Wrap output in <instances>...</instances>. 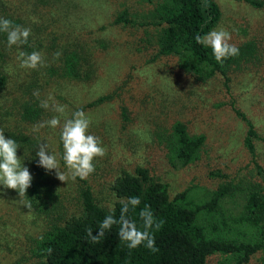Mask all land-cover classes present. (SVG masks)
Segmentation results:
<instances>
[{
  "label": "rangeland",
  "instance_id": "obj_1",
  "mask_svg": "<svg viewBox=\"0 0 264 264\" xmlns=\"http://www.w3.org/2000/svg\"><path fill=\"white\" fill-rule=\"evenodd\" d=\"M35 1L44 0H33ZM57 1H60L58 9L55 10L53 3L49 14L41 13L38 8L34 17L29 16L28 12H22L18 19L29 16V22L31 19L34 21L33 28L44 25L45 31L48 29L45 25L48 24L49 28L58 29L56 33H44L42 30L34 32L33 39L40 41L43 47L53 43L68 46L72 37L79 35L92 40L88 56L94 75L88 81L63 82L47 68L33 74L37 79L34 86L39 91L40 100L52 96L56 103L65 106L63 116L47 109L51 115L48 113L49 116L44 121L60 116L62 125L76 109L87 105L83 111L91 121L89 133L99 137L106 149L104 157L95 158V172L87 179L69 178L67 182H62L55 176V202L59 204L57 210L60 208L64 215H82L80 193L83 181L90 185L96 202L111 209L117 200L111 191L113 180L122 170L133 172L138 166L148 167L151 174L167 184L169 198L172 199L186 189L189 197L196 203L204 202L208 194L220 184H246L250 180V170L253 173L258 171L255 163L264 170V54L258 70L251 69L248 75L245 74L249 77L239 75L231 80V90H225L221 76L205 83L193 77L189 80L176 70L175 58L152 61L155 48L146 44L141 27L113 23L116 14L123 9H128L130 16L134 17L151 8L156 0ZM215 1L221 16L213 29L228 31L232 37L231 43L237 45L264 35V4L256 7L245 1ZM69 2L77 8L85 9V12L72 10V17L67 15L64 11ZM56 11L61 21L55 19ZM17 52L10 54L11 59L6 65L10 81L0 87L1 130H14L13 126L17 124L16 108L10 109L7 99L13 87L11 80L23 75L30 76L31 73L30 69L19 67ZM153 73L154 77L151 78L149 74ZM157 74L165 77L163 89L155 85L154 78ZM128 78L131 79L128 81ZM107 94H113L112 98L88 106L91 101ZM161 99L166 104L163 117L168 119V124L183 121L188 124L189 133L205 135L198 159L185 166L172 167L162 148L155 146L153 142V122H157L153 117L155 108L150 115L146 108L148 105L144 103H161ZM52 102L49 101L50 104ZM140 104L146 107L140 108ZM122 105L129 116L127 121L121 114ZM233 106L254 125L257 133L253 138L254 155L249 153L244 144L247 123L235 112ZM40 122L26 123L24 127L27 130L23 131L30 137L37 135L40 142L48 143L50 151L60 161L61 170L67 171L62 160L60 128L46 126L38 133L33 132V126ZM52 172L55 175V170ZM18 199L16 190L0 191V264H40L41 258L35 255V241L50 224L37 207L29 210ZM240 208L237 195H227L222 201L225 216L229 213L237 216ZM241 229L243 228L237 224L228 231L229 235L224 234L222 237L243 241L238 232ZM260 258L261 252L257 251L240 264H260ZM236 259L237 255L218 252L208 256L206 264H238Z\"/></svg>",
  "mask_w": 264,
  "mask_h": 264
},
{
  "label": "trees",
  "instance_id": "obj_2",
  "mask_svg": "<svg viewBox=\"0 0 264 264\" xmlns=\"http://www.w3.org/2000/svg\"><path fill=\"white\" fill-rule=\"evenodd\" d=\"M147 1L153 2V0ZM238 1H245L256 7L264 4L262 0ZM53 3L57 10L60 4L57 0L43 2L0 0V17L11 20L14 26L20 25L31 29L28 44L19 48L16 45L9 48L7 34L0 32V87L10 81L6 65L13 52L38 51L45 61L44 66L30 69L32 73L30 76L23 75L11 80L13 87L7 99L10 102V109L16 108L17 124L13 126L14 130L0 129L7 138L15 139L21 146L17 154L21 163L29 168L33 176L26 199L31 200L32 207H37L39 212H43L46 222L50 224L35 241V255L41 258L40 264H206L207 257L218 252L224 255H237L236 262L240 264L246 262L249 256L257 251L261 252L260 264H264V170L255 162L258 171L253 173V170H250L248 175L250 180H247L246 184H232V182L220 184L201 203L194 202L186 189L177 193L172 199L169 198L167 184L151 174L148 167L138 166L133 172L122 170L113 180L111 191L117 197L112 207L114 212L96 202L94 193L86 181H83L80 193L82 215H64V212H60V208L57 210L59 204L55 202V175L37 166L36 151L39 138L37 135L30 137L23 131L27 130L24 127L26 123L44 121L49 113L47 109L40 107V97L33 95L37 89L34 86L37 79L33 74L47 68L63 82L88 81L94 75V70L90 67L92 63L88 56L90 43L93 41L87 40L85 36L72 37L68 46L53 43L43 47L40 41L36 42L33 39L34 32L44 31V25L33 28L34 21L31 19L29 22V16L34 17L39 9L41 13L49 14ZM72 10L85 12V9L77 8L69 2L64 12L68 15ZM22 12H28L29 16L26 19L22 17L18 19L19 13ZM73 13L69 16L72 17ZM220 16L221 12L215 0H156L151 8L135 14L134 17L130 16L128 9H123L116 14L113 23L141 27L145 34L144 41L149 47L155 48L152 61L175 58L176 70L187 79L193 77L205 83L221 76L223 88L230 91L232 81L239 75L245 76L251 69V71L259 69L264 54V35L237 44L239 55L218 63L211 49L197 43L195 37L211 31ZM55 19L61 21L57 11ZM45 21L47 23V20ZM45 26L48 29L44 33H56L58 30L49 28L48 24ZM53 27L57 28V26ZM58 51L62 55L57 59L55 53ZM149 75L151 78L154 77V73ZM130 79L128 78V81ZM154 79L155 85L163 89L165 77L157 74ZM112 96L113 94L100 96L88 103V106L109 100ZM160 101L162 102L144 103L148 107L140 104V108L146 107L150 115L155 108L153 114L157 120L153 122L155 146L162 148L167 162L172 167L194 162L199 157L205 135L189 133L188 124L183 121L178 120L168 124V119L163 117L166 104L163 99ZM86 106L79 107L76 111L84 110ZM233 108L247 123L244 144L249 153L254 155L253 138L257 136L254 125L237 108L234 106ZM121 114L125 121L129 119L123 105ZM227 195H237L239 198L241 208L237 216L229 212L228 216H225L222 201ZM134 196L139 197L141 203L135 210L130 208L127 215L129 219L136 221L138 227L142 226L139 212L145 205L150 206L157 222L163 221L159 230L152 229L158 251L152 252L144 245L129 250L119 240L118 224L106 230L105 237L100 243L89 244L86 240V229L91 227L93 235H97L98 225L107 215L113 214L119 219L121 214L119 200ZM237 224L243 228L241 232L238 231L243 241L222 237L229 235L228 231ZM49 248L52 249L50 255L47 251Z\"/></svg>",
  "mask_w": 264,
  "mask_h": 264
},
{
  "label": "clouds",
  "instance_id": "obj_3",
  "mask_svg": "<svg viewBox=\"0 0 264 264\" xmlns=\"http://www.w3.org/2000/svg\"><path fill=\"white\" fill-rule=\"evenodd\" d=\"M0 32L7 34V46L9 48L13 45L19 48L28 44L31 29L20 25L14 26L11 20L0 17ZM231 39V34L222 28L213 29L205 35H196L195 37L197 43L211 49L218 63H223L226 59L239 55V48L230 42ZM61 55L62 53L58 51L55 53V58L58 59ZM17 60L20 68L34 70L45 65L44 58L38 51H32L31 53L19 51ZM33 95L39 98V91H34ZM49 101L53 102L50 104ZM40 107L59 113L60 116L65 113V106L56 103L52 96L41 100ZM60 116H53L47 121L34 125L32 131L38 133L46 126L53 129L60 128V140L63 146L62 160L67 171L61 170L60 161L50 151V145L43 142H40L37 147V166L43 167L48 173L55 170L56 178L62 182H67L69 178L72 180L76 178L87 179L95 172V158L104 157L106 149L102 146V141L99 137L89 133L91 121L83 110L75 111L71 118L64 120L62 125ZM20 147L15 139L7 138L4 132L0 131V186H3L0 191L6 189L16 190L19 195L18 202L31 210L32 202L26 197H28L27 190L32 184L33 176L29 168L21 163L20 156L17 154V150ZM119 203L121 205L119 219H116L113 214L107 215L99 223L97 235H93L91 227L86 229V240L88 243L93 245L100 243L105 237L106 230H110L113 225L118 224L119 240L129 250L144 245L152 252L158 251L152 229L159 230L163 221L157 222L150 210V206L145 205L139 212L142 226L138 227L136 221L129 219L127 214L130 208L135 210L140 205V198L134 196L120 199ZM110 211L114 212V208H111ZM47 251L50 255L52 249L49 248Z\"/></svg>",
  "mask_w": 264,
  "mask_h": 264
}]
</instances>
